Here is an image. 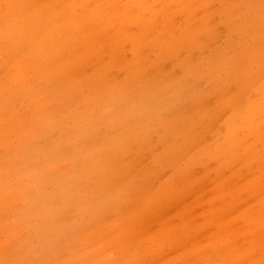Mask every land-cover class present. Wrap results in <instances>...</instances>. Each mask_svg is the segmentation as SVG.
<instances>
[{
    "label": "rangeland",
    "instance_id": "1",
    "mask_svg": "<svg viewBox=\"0 0 264 264\" xmlns=\"http://www.w3.org/2000/svg\"><path fill=\"white\" fill-rule=\"evenodd\" d=\"M0 264H264V0H0Z\"/></svg>",
    "mask_w": 264,
    "mask_h": 264
}]
</instances>
